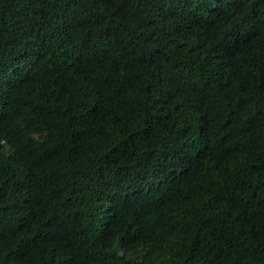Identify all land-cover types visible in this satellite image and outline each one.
<instances>
[{
	"label": "trees",
	"instance_id": "16d2710c",
	"mask_svg": "<svg viewBox=\"0 0 264 264\" xmlns=\"http://www.w3.org/2000/svg\"><path fill=\"white\" fill-rule=\"evenodd\" d=\"M0 264H264V0H0Z\"/></svg>",
	"mask_w": 264,
	"mask_h": 264
}]
</instances>
